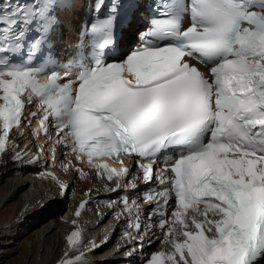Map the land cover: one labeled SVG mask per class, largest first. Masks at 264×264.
<instances>
[{
	"label": "snow or ice",
	"instance_id": "6c2138e0",
	"mask_svg": "<svg viewBox=\"0 0 264 264\" xmlns=\"http://www.w3.org/2000/svg\"><path fill=\"white\" fill-rule=\"evenodd\" d=\"M144 5L92 0L96 18L60 63L52 42L74 0H0V163L40 161L44 146L32 152L14 138L36 105L37 131L51 124L53 144L70 150L62 169L87 176L86 162L113 192L125 180L131 191L146 185L140 202L122 200L130 229L161 232L144 264H264V0H151L139 46L116 56L117 22L131 27ZM42 175L67 194L54 172ZM95 247L76 227L57 264H91Z\"/></svg>",
	"mask_w": 264,
	"mask_h": 264
},
{
	"label": "bare ground",
	"instance_id": "6f19581e",
	"mask_svg": "<svg viewBox=\"0 0 264 264\" xmlns=\"http://www.w3.org/2000/svg\"><path fill=\"white\" fill-rule=\"evenodd\" d=\"M4 160L0 166V264H51L61 254V231L69 224L65 218L70 217L71 209L62 215L59 211L66 200L72 203L76 199L60 197L54 201L49 200L50 195L46 190L48 185L30 175L34 170L33 164L22 167L8 163L7 156ZM71 177L68 175V178ZM71 180L80 195H85L84 189L89 188L90 192L99 191L102 197L106 196L105 189L95 188L100 182L90 175L83 178L74 176ZM49 187L53 191L52 185ZM44 202H47L46 206ZM40 208L43 209L37 214ZM109 210L114 211V207ZM24 214L31 215L27 221L22 222L20 217ZM122 222L123 219L120 220ZM90 223L91 219H88V227L92 229ZM124 252L118 250L117 255L122 256ZM123 261H108L106 264H122Z\"/></svg>",
	"mask_w": 264,
	"mask_h": 264
}]
</instances>
